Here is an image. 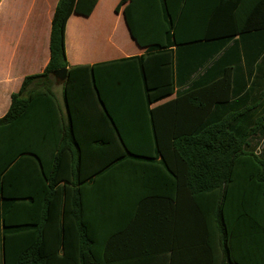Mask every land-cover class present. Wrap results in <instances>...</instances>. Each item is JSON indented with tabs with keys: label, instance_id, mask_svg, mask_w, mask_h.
<instances>
[{
	"label": "trees",
	"instance_id": "16d2710c",
	"mask_svg": "<svg viewBox=\"0 0 264 264\" xmlns=\"http://www.w3.org/2000/svg\"><path fill=\"white\" fill-rule=\"evenodd\" d=\"M96 5L97 0L59 1L50 62L43 73L24 79L0 119V264H139L137 250L116 249L123 232L95 240L85 222L75 236L69 220L84 214L83 203L72 202L76 193L82 197L75 186L98 176L101 214L115 211L117 220L107 226L122 230L120 174L147 162L163 176L149 189L157 196L138 203L140 212L148 200L158 204L156 219L141 227L149 242L155 233L166 238L174 230L180 245L167 249L164 241L163 251L141 253L148 257L142 264H155L157 255L163 256L157 264H264V152L256 153L252 135H244L234 104L229 106L238 92L232 73L242 56L248 67L260 60L264 68V0H121L116 11L124 6L132 38L146 48L145 56L134 58L144 90L123 82V71L98 77L102 65L71 68L63 81L66 124L54 72L68 68L69 18L88 17ZM200 71L203 76L190 83ZM87 76L116 135L76 134V92L85 89ZM175 85L188 87L149 109L172 96ZM133 99L144 101L154 135H135L145 124L126 115ZM130 111L143 120V109L140 115ZM30 131L39 135H26ZM91 164L94 170L87 171ZM30 177L34 182H27Z\"/></svg>",
	"mask_w": 264,
	"mask_h": 264
},
{
	"label": "crops",
	"instance_id": "0c3cea01",
	"mask_svg": "<svg viewBox=\"0 0 264 264\" xmlns=\"http://www.w3.org/2000/svg\"><path fill=\"white\" fill-rule=\"evenodd\" d=\"M59 1L0 0V119L8 113L12 95L21 90L24 79L31 75L41 74L46 70L51 58L52 21ZM120 2L121 0H97V5L90 16L73 14L69 18L66 27L67 71L75 67L102 65L98 71V77H101L104 72L115 76L118 75L119 71H123L126 75V77L124 75V79L121 78L123 82L141 91L144 90V86L140 71L137 70L140 62L134 58L145 56L146 48L140 47L132 38L125 20L124 6L121 7L120 11H116ZM242 57L241 67H237L232 73L235 89L238 92L235 99L230 101L229 106L234 104L236 124L242 126L244 135H252L250 144L256 153L261 154L264 152V68L258 67L260 60L254 66L248 67L244 56ZM81 73L86 74L84 71ZM175 73L174 68L173 74ZM203 74V71L193 74L190 83L197 81L198 77H202ZM118 80L114 77L113 82H118ZM63 81L55 85L53 90L67 124L68 114L64 99ZM83 82H85V89L81 90V93L76 92L79 99L75 101L78 102L74 108L76 110L74 115L76 134L116 135L114 129L110 128L108 121L105 120L103 108L92 87L91 77L87 76ZM185 87L188 86L179 87L175 85L172 96L150 105L149 109H154L174 100ZM128 101L130 102L126 107L129 110L126 115H129V120L140 121L145 124L144 130L135 133V135H154L148 127L150 119L144 114V101H134V99ZM130 109H136L135 112L139 115L143 109V115H140L143 120L136 117ZM224 117L225 115L221 119ZM26 135L39 134L30 131ZM91 170H94L93 164L87 166V171ZM161 170L157 165L150 162L123 169L120 175L123 179L121 183L123 205L127 211H124L125 208L123 209V214L126 213V222L123 221L122 230L107 226L106 221L117 220L118 216H116L115 211L101 214V198L99 197L101 180H98V176L82 184H77L75 186L76 192L80 189L82 197L76 193L72 202L75 204L82 202L84 214L82 219H78L80 214H76L69 220L74 222L75 226L71 232L75 236L80 234L78 227L85 222L89 229V236L95 240L100 237L109 239L114 234L123 232V240L116 249L124 252L137 250L140 253L139 264L147 262L146 259H148L141 253H147V250H155L156 253L163 251L164 241L167 249H175L180 243H178L174 230L168 231L166 238H164L163 232L155 233V240L149 242L146 228L141 227L142 221L153 220L157 217V203L148 200L146 207H143L141 212L138 203L142 197L145 199L146 197L157 196V191L153 194L149 192V189L154 183H156L155 188H157L158 183L161 182L163 176ZM146 171L148 172L143 173ZM34 178L30 177L27 182H34ZM33 184L29 183V186H33ZM63 185L62 182L60 186ZM135 200L137 202H134ZM138 212L141 215H138ZM113 215L114 218L112 219ZM138 222V227H135ZM62 223L63 218L60 216V228ZM50 230L52 231V229ZM50 230L48 232L52 234ZM188 232V234L193 233L192 231ZM158 237L163 238L161 239L163 241H158ZM187 240L190 241L188 238ZM102 249L101 246L99 250ZM158 257L163 260L162 255H157L155 264H157Z\"/></svg>",
	"mask_w": 264,
	"mask_h": 264
},
{
	"label": "water",
	"instance_id": "95a60500",
	"mask_svg": "<svg viewBox=\"0 0 264 264\" xmlns=\"http://www.w3.org/2000/svg\"><path fill=\"white\" fill-rule=\"evenodd\" d=\"M67 72H68L67 69H62V70H58L54 72V74L58 77H61L63 80H65L67 77Z\"/></svg>",
	"mask_w": 264,
	"mask_h": 264
},
{
	"label": "rangeland",
	"instance_id": "374dc122",
	"mask_svg": "<svg viewBox=\"0 0 264 264\" xmlns=\"http://www.w3.org/2000/svg\"><path fill=\"white\" fill-rule=\"evenodd\" d=\"M62 81H63L62 78L59 77L57 84H58L59 82H62ZM39 83H40V82H39ZM57 84H56V85H57ZM259 151H260V150H259Z\"/></svg>",
	"mask_w": 264,
	"mask_h": 264
}]
</instances>
